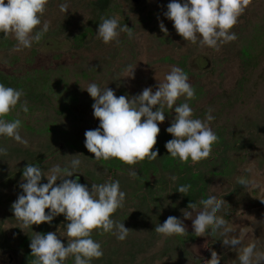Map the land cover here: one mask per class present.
Instances as JSON below:
<instances>
[{
  "label": "trees",
  "instance_id": "obj_1",
  "mask_svg": "<svg viewBox=\"0 0 264 264\" xmlns=\"http://www.w3.org/2000/svg\"><path fill=\"white\" fill-rule=\"evenodd\" d=\"M87 7L90 8L89 16L81 30L68 32L65 25L49 27L39 43L46 38L69 35L76 50L86 48L85 39L88 35L96 36L101 17H116L123 15L126 10L118 0H95L88 2ZM240 18L246 20V25L242 27L236 24L231 29L237 37L241 35L231 45L238 46L243 51L242 72L234 88L214 96L203 107L193 110V118L204 120L208 109H213L211 115L215 119L209 122V126L219 137V142L212 147L211 155L196 164L191 160L181 163L179 159H173L169 155L165 144L173 137L167 133V128L157 137L153 150L158 149L159 153L154 161L145 159L135 165H127L118 159L96 160L94 154L88 152L84 134L87 130L98 128L99 120L86 119L85 113L94 100L83 89L90 83H96L101 89L111 88L117 96L137 95L124 89L119 72L112 70L111 58L100 59L93 65L80 61L49 68L40 66L31 68L27 74L11 73L0 68V83L6 87L22 89L25 93L21 102L27 101L29 111L26 114L22 112L18 103L13 110L19 113L17 118L23 122V118L38 115L42 120L39 126L27 127L25 130L21 127L20 135L28 141L27 145L0 136V147L7 149L6 156L0 155V252L19 257V264H30L33 259L30 243L36 233L46 234L51 231L56 232L61 241L67 239V221L63 214L56 216L51 224L23 228L21 221L15 218L11 205L22 194L19 185L27 164H38L47 176L54 165L62 168L69 166L72 155L76 154H79L81 164L72 177H79V183L82 181L90 191L91 184H102L110 180L120 182V190L126 193L124 206L111 218L123 222L126 228L133 230L124 241L118 240L111 233L101 234L100 230H94L92 238L101 244L103 256L93 259L91 264H134L135 250L143 245L142 242L149 235L154 238L162 236L154 231L156 225L163 224L169 216L182 220V210L187 211L190 202L196 203V210L201 211V199L213 195L224 199L226 202L217 215L227 221V228L238 209L264 206V195L252 202L246 187L237 182V178L241 176L248 179L249 174L244 167L250 160L257 162L261 174H264V0H251ZM142 21L134 19L132 25H128L127 21H119V24H125L135 31ZM41 28L40 25L36 30ZM121 33L124 38L119 44L126 46L130 39L127 33ZM7 43L8 39H4L3 33H0V47ZM179 64L187 74L192 73L185 62L181 60ZM213 69H218L216 63ZM197 86L194 87L195 91L199 89ZM227 139L231 141H227V144L221 142ZM130 170L136 171L138 176H129ZM151 175L164 193L159 196L155 205L149 207L146 206V193L153 189L149 181ZM172 176L178 179L173 181ZM60 182L57 181V184ZM215 182L221 184L223 193L210 192V185ZM41 183H47V178H42ZM188 183L192 190L197 188L196 194L188 196L177 191L180 185ZM134 194L138 204L130 211L127 203H131ZM146 209L148 212L144 213ZM45 211L47 214L50 210ZM138 215L141 217L138 218ZM221 232L223 229L215 233L209 229L204 237H209L216 245L226 238ZM197 238L199 237L194 233L188 232V235H174L166 237V240L173 246L183 241H195ZM172 250L173 248L170 252ZM64 264H74V257L69 256Z\"/></svg>",
  "mask_w": 264,
  "mask_h": 264
},
{
  "label": "clouds",
  "instance_id": "obj_2",
  "mask_svg": "<svg viewBox=\"0 0 264 264\" xmlns=\"http://www.w3.org/2000/svg\"><path fill=\"white\" fill-rule=\"evenodd\" d=\"M250 3L251 0H184L183 3L171 0L164 15L173 22L177 34L186 42L218 51L221 45L237 39L231 29ZM47 4L48 0H0V33H3L4 39L9 36L15 38L14 50L31 48L33 42L39 43L48 32L47 21L39 31L36 30L42 23ZM60 10L67 13L68 5L61 4ZM159 27L167 34L168 29L163 22ZM121 32L127 33L129 39L134 35L133 28L125 24L120 26L116 17H101L97 36L103 43L115 41L119 44ZM126 70L133 75L131 65ZM188 80L182 68L172 66L155 91L146 87L140 94L131 97L117 96L109 87L101 89L96 83H90L83 90L94 100L93 116L99 120V127L85 132V148L94 154L96 160L118 159L127 165H135L145 159L154 161L159 153L158 149L153 150L160 133L159 124L165 121L164 109L167 107L175 112L171 126L166 129L173 137L165 144L169 155L181 163L191 160L196 164L207 159L213 145L219 142L218 135L209 126L215 117L211 115L213 109L209 108L204 120L193 118V109L187 102L176 104L182 96L186 100L196 98L195 89ZM24 95L22 89L0 83V136L27 145L28 141L20 135L22 121L19 118L5 119L18 103L20 110L28 113L27 101L21 102ZM0 155L6 156L7 149L0 147ZM78 155H72L69 166L62 168L54 165L47 176L38 164L29 163L23 169L19 185L22 194L11 205L15 218L21 221L23 228H32L33 225L51 224L56 216L63 214L67 221L66 234L70 238L65 246L56 232L36 233L30 243L33 257L30 264H64L69 256L74 257V264H91L93 259L103 256L101 244L92 238L94 230H100L101 234L111 233L120 241L133 231L126 228L123 222L111 218L124 206L126 197L118 180L91 184L90 191L87 185L79 183V177L67 179L77 173L81 164ZM128 174L133 178L138 176L134 170ZM44 177L47 183H41ZM171 179L175 181L178 177L172 176ZM58 180L61 181L59 184ZM237 182L245 187L255 183L243 176L238 177ZM190 188V184L180 185L177 191L187 195ZM225 202L214 195L201 199L199 204L203 209L197 212L195 219H192V212L182 210L184 218L192 220L195 236H204L209 229L212 233L223 229L221 235L227 236V221L217 215ZM46 209L50 210L47 214ZM187 209L195 211L197 204L190 202ZM154 231L165 237L188 235L183 220L175 216H169L163 224L156 225ZM222 242L233 247L241 243L235 237L230 240L225 238ZM220 259L215 251H211V259L205 264H220ZM254 260L257 264L264 260V252L257 251L253 243L242 248L239 261L240 264H254Z\"/></svg>",
  "mask_w": 264,
  "mask_h": 264
},
{
  "label": "rangeland",
  "instance_id": "obj_3",
  "mask_svg": "<svg viewBox=\"0 0 264 264\" xmlns=\"http://www.w3.org/2000/svg\"><path fill=\"white\" fill-rule=\"evenodd\" d=\"M91 1L95 0H48L46 11L41 18L43 20L41 27L47 21L49 27L65 25L68 32L81 30L89 16L90 8L87 6ZM118 1L126 9L123 15L116 16L118 21H127L128 25H132L134 19L143 20L134 31L130 42H126V46L121 45L122 43L117 44L115 41L105 44L96 33L94 37L92 35L86 37L87 47L80 50H76L73 46L69 35H64L59 38H46L39 44L33 42L31 48L16 51L14 49L17 42L13 36H9L8 43L0 47V68L11 73L27 74L31 68L40 66L49 68L80 61L93 65L100 59L111 58L112 70L119 72L124 89L138 95L146 87H151L155 91L158 83L164 81V77L171 71L172 66L182 67L179 64L182 60L192 72L187 74L188 82L193 87L198 85L199 89L195 91V99L179 98L176 104L187 102L193 110L203 107L214 96L234 88L243 67L241 62L243 51L239 50L238 46L231 45L229 42L225 46L221 45L217 51L207 46L200 47L199 44L186 42L177 34L173 22L164 15L171 0ZM179 2L184 1L179 0ZM61 4L68 5L67 13L60 10ZM160 22H163L168 29L167 34L161 31ZM237 24L243 27L246 25V20L239 17ZM123 38L124 36L120 33L119 41H123ZM240 38L241 35L235 42ZM215 63L218 66L216 70L213 69ZM129 65L134 68L133 75L126 70ZM164 111L165 121L159 124L160 133L171 125L175 116L174 109L169 110L165 107ZM18 114L17 111H12L6 120L17 119ZM85 117L95 119L92 105L87 109ZM22 120L24 130L42 123L38 115ZM227 141L231 139L221 140L224 144ZM244 170L249 174L248 179L255 181L246 186V189L251 201L256 202L264 195V174H261L258 163L252 160L247 162ZM153 177V175L149 177L153 189L146 193V206L149 207L155 205L159 196L164 193ZM196 191H198L196 187L193 190L190 188L187 195L192 196L196 194ZM210 192L221 194L223 187L219 182H215L210 185ZM127 204L130 211L133 210L134 205L138 204L135 194L132 196L131 203ZM187 211L192 212V219H195L199 210L188 209ZM147 212L146 209L144 213ZM139 217L141 216L138 215ZM182 220L188 232L194 233L192 220L185 219L184 216ZM228 229L226 238L239 239L241 241L239 245L233 247L224 245L223 242L214 245L209 237L201 236L195 241H183L171 246L165 236L154 238L149 235L147 240L142 242L143 245L135 250L134 264H205L206 260L211 259V251H215L221 257L220 264H240L239 255L242 248L253 243L257 251L264 252V206L238 209L231 218ZM67 242H69L68 237L62 241L65 246ZM171 248L173 250L170 252ZM19 260V257L16 258L15 255L0 252V264H19ZM254 264H257L255 260ZM258 264H264V260L259 261Z\"/></svg>",
  "mask_w": 264,
  "mask_h": 264
},
{
  "label": "water",
  "instance_id": "obj_4",
  "mask_svg": "<svg viewBox=\"0 0 264 264\" xmlns=\"http://www.w3.org/2000/svg\"><path fill=\"white\" fill-rule=\"evenodd\" d=\"M133 1H134V0H133ZM71 179H74V177H72ZM80 183H81V184H83V182H82V181H80Z\"/></svg>",
  "mask_w": 264,
  "mask_h": 264
}]
</instances>
